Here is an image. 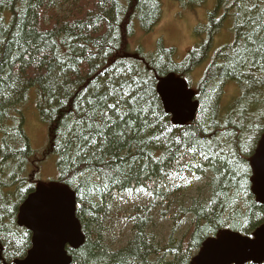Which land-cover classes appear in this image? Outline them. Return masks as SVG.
Returning <instances> with one entry per match:
<instances>
[{
	"label": "trees",
	"instance_id": "16d2710c",
	"mask_svg": "<svg viewBox=\"0 0 264 264\" xmlns=\"http://www.w3.org/2000/svg\"><path fill=\"white\" fill-rule=\"evenodd\" d=\"M162 14V0H0V264L32 248L19 210L52 156L86 238L69 250L71 264H191L218 232L251 237L264 224L249 162L264 134V0H218L207 41L182 61L162 43L152 53L131 48L136 30L152 32ZM227 20L234 38L210 58ZM171 73L199 102L184 127L157 91ZM229 85L239 95L226 104ZM31 102L48 127L42 154L26 131ZM128 198L118 220L130 237L117 246V203Z\"/></svg>",
	"mask_w": 264,
	"mask_h": 264
},
{
	"label": "water",
	"instance_id": "95a60500",
	"mask_svg": "<svg viewBox=\"0 0 264 264\" xmlns=\"http://www.w3.org/2000/svg\"><path fill=\"white\" fill-rule=\"evenodd\" d=\"M157 91L175 126L184 127L195 120L199 103L186 80L171 73L160 80ZM249 162L252 194L264 206V135ZM76 211V195L68 186L40 182L18 216L19 226L33 234L32 249L15 264H71L67 247L79 250L86 239ZM191 264H264V224L252 237L230 230L218 232L205 240Z\"/></svg>",
	"mask_w": 264,
	"mask_h": 264
},
{
	"label": "rangeland",
	"instance_id": "374dc122",
	"mask_svg": "<svg viewBox=\"0 0 264 264\" xmlns=\"http://www.w3.org/2000/svg\"><path fill=\"white\" fill-rule=\"evenodd\" d=\"M162 4L163 14L159 25L150 33L137 29L131 38V48L133 51L141 50L142 52L152 53L157 51L162 43L166 49H175L178 61H182L189 50L197 48L207 41L208 35L205 28L210 24V13L216 9L218 0H162ZM218 19H221V17L218 16ZM231 28L230 20H227L223 27L220 28L219 33L214 37L210 58L217 49L232 42L234 37ZM210 58L193 74V88L203 76ZM238 95L239 88L229 85L226 91L225 103H230ZM26 108H28L25 112L26 131L30 138L31 146L35 152L42 154L48 145V127L41 121L35 102H31L29 107ZM39 179L41 183L47 184L58 182L59 168L57 157L52 156L41 163ZM204 185L205 182L197 183V186L204 187ZM136 199H134V202L146 200L144 195L140 199L139 197ZM130 202H132V199L128 198L117 203L116 234L111 237L117 246L130 237V229L125 227V220H118V213L125 215L129 210ZM158 219L161 221L160 215L156 219L157 227L155 229L162 236L164 235V224L159 222ZM115 236L116 238H114Z\"/></svg>",
	"mask_w": 264,
	"mask_h": 264
},
{
	"label": "snow or ice",
	"instance_id": "6c2138e0",
	"mask_svg": "<svg viewBox=\"0 0 264 264\" xmlns=\"http://www.w3.org/2000/svg\"><path fill=\"white\" fill-rule=\"evenodd\" d=\"M111 107H113V108H114V107H115V105H111Z\"/></svg>",
	"mask_w": 264,
	"mask_h": 264
}]
</instances>
